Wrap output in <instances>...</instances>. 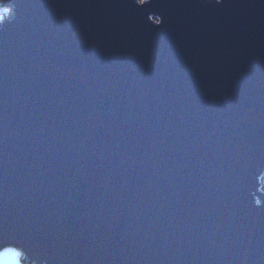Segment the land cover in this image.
I'll return each mask as SVG.
<instances>
[{"label": "water", "instance_id": "1", "mask_svg": "<svg viewBox=\"0 0 264 264\" xmlns=\"http://www.w3.org/2000/svg\"><path fill=\"white\" fill-rule=\"evenodd\" d=\"M6 3L9 246L33 264H264V0Z\"/></svg>", "mask_w": 264, "mask_h": 264}, {"label": "snow or ice", "instance_id": "2", "mask_svg": "<svg viewBox=\"0 0 264 264\" xmlns=\"http://www.w3.org/2000/svg\"><path fill=\"white\" fill-rule=\"evenodd\" d=\"M217 5H223L225 0H215ZM3 5V21L6 16L9 15V6ZM148 3L144 4L143 7H146ZM15 6V5H13ZM141 7V8H143ZM20 246H9L3 230H0V264H18V258L23 255L26 257L27 249L24 248L22 251L17 250Z\"/></svg>", "mask_w": 264, "mask_h": 264}, {"label": "rangeland", "instance_id": "3", "mask_svg": "<svg viewBox=\"0 0 264 264\" xmlns=\"http://www.w3.org/2000/svg\"><path fill=\"white\" fill-rule=\"evenodd\" d=\"M6 2H7V0H4V2L3 3H0V21H3V19H2V17H3V5H5L6 4ZM10 9H9V15H10ZM8 15V16H9ZM8 16H6V17H8ZM17 250H20L19 248H17ZM18 264H33V263H31V262H29L28 260H26V257H24V259H22V256H20L19 258H18Z\"/></svg>", "mask_w": 264, "mask_h": 264}, {"label": "clouds", "instance_id": "4", "mask_svg": "<svg viewBox=\"0 0 264 264\" xmlns=\"http://www.w3.org/2000/svg\"><path fill=\"white\" fill-rule=\"evenodd\" d=\"M4 2V0H0V3H3Z\"/></svg>", "mask_w": 264, "mask_h": 264}, {"label": "trees", "instance_id": "5", "mask_svg": "<svg viewBox=\"0 0 264 264\" xmlns=\"http://www.w3.org/2000/svg\"><path fill=\"white\" fill-rule=\"evenodd\" d=\"M22 256V259H24V256L23 255H21Z\"/></svg>", "mask_w": 264, "mask_h": 264}, {"label": "built area", "instance_id": "6", "mask_svg": "<svg viewBox=\"0 0 264 264\" xmlns=\"http://www.w3.org/2000/svg\"><path fill=\"white\" fill-rule=\"evenodd\" d=\"M6 18V17H5ZM3 22V21H0V23Z\"/></svg>", "mask_w": 264, "mask_h": 264}, {"label": "bare ground", "instance_id": "7", "mask_svg": "<svg viewBox=\"0 0 264 264\" xmlns=\"http://www.w3.org/2000/svg\"><path fill=\"white\" fill-rule=\"evenodd\" d=\"M263 181H264V179H263Z\"/></svg>", "mask_w": 264, "mask_h": 264}]
</instances>
